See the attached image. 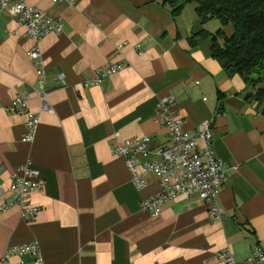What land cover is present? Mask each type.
<instances>
[{
	"label": "crops",
	"instance_id": "crops-1",
	"mask_svg": "<svg viewBox=\"0 0 264 264\" xmlns=\"http://www.w3.org/2000/svg\"><path fill=\"white\" fill-rule=\"evenodd\" d=\"M72 1L27 0L63 25L61 35L40 43L52 114L41 111L27 57L32 41L0 13V205L12 200L22 166L44 182L30 198L40 209L35 222H24L17 206L0 214V258L37 242L42 264H224V249L246 264L255 245L264 249V114L244 100L242 79L212 58L202 34L218 29L202 23L191 4L172 15L162 0ZM119 63L126 68L85 86L98 69ZM17 96L28 97L39 116L31 143L22 142L25 117L5 111ZM165 97L185 131L211 122L214 153L228 176L218 198L221 222L210 220L196 196L166 202L158 217L142 212L158 178L148 175L136 190L124 161L110 152L138 136L151 139V151L167 145L156 113ZM10 263L36 264L30 255Z\"/></svg>",
	"mask_w": 264,
	"mask_h": 264
},
{
	"label": "built area",
	"instance_id": "built-area-1",
	"mask_svg": "<svg viewBox=\"0 0 264 264\" xmlns=\"http://www.w3.org/2000/svg\"><path fill=\"white\" fill-rule=\"evenodd\" d=\"M50 1L53 4L73 3L72 0ZM0 13L8 14L17 26L24 28V36L32 41L27 57L37 70L39 88L37 95L41 103V111L52 114L45 93L46 76L41 62L40 43L47 36H59L63 33L61 21L50 18L44 11L30 6L27 0H0ZM125 68L124 63L107 64L98 69L85 86H99L106 77ZM5 111L25 117L22 142L31 143L39 125V116L29 109L28 97L17 96L5 107ZM156 113L167 131V145L151 151L149 148L151 139L147 136H138L124 142L117 141L110 146L111 154L124 161L130 173L131 183L136 190L141 191L147 186L148 175L158 178L157 192L142 199L140 210L151 217H158L166 202L178 196H196L206 205L210 220L221 222L224 219V212L218 198L221 187L228 182V176L224 164L214 153L211 122H201L194 133L185 131L183 120L177 114L173 101L168 97L158 101ZM115 136L118 137V134ZM140 158L142 161H139ZM43 189L44 182L40 178L39 171L28 165L22 166L19 175L14 178L13 198L0 205V214L17 206L24 222H35L40 209L31 204L30 198ZM1 194L2 187H0V196ZM26 255L32 256L36 264H42L40 246L37 242L10 248L0 258V264H12L10 263L12 257ZM218 257L224 264H235L229 249L220 251ZM246 264H264V249L255 245Z\"/></svg>",
	"mask_w": 264,
	"mask_h": 264
},
{
	"label": "trees",
	"instance_id": "trees-1",
	"mask_svg": "<svg viewBox=\"0 0 264 264\" xmlns=\"http://www.w3.org/2000/svg\"><path fill=\"white\" fill-rule=\"evenodd\" d=\"M191 4L202 23L217 20L221 26L208 39L211 56L227 76H238L246 85L244 100L256 103L264 114V0H162L172 15ZM231 25L226 36L222 27Z\"/></svg>",
	"mask_w": 264,
	"mask_h": 264
},
{
	"label": "rangeland",
	"instance_id": "rangeland-1",
	"mask_svg": "<svg viewBox=\"0 0 264 264\" xmlns=\"http://www.w3.org/2000/svg\"><path fill=\"white\" fill-rule=\"evenodd\" d=\"M210 23V26L213 28V29H220L221 26L219 24V22L217 20H212V21H209L208 24ZM224 33L227 35V36H230L232 34V27L231 25H228L226 27H222Z\"/></svg>",
	"mask_w": 264,
	"mask_h": 264
}]
</instances>
